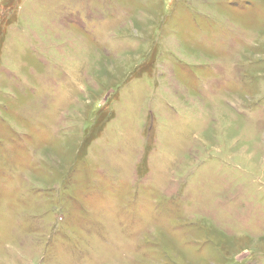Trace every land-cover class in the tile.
I'll list each match as a JSON object with an SVG mask.
<instances>
[{
    "label": "rangeland",
    "instance_id": "rangeland-1",
    "mask_svg": "<svg viewBox=\"0 0 264 264\" xmlns=\"http://www.w3.org/2000/svg\"><path fill=\"white\" fill-rule=\"evenodd\" d=\"M0 264H264V0H0Z\"/></svg>",
    "mask_w": 264,
    "mask_h": 264
}]
</instances>
